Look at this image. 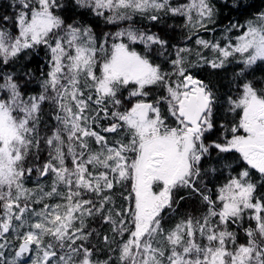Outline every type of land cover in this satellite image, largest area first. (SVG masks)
Returning a JSON list of instances; mask_svg holds the SVG:
<instances>
[{
  "label": "snow or ice",
  "instance_id": "snow-or-ice-1",
  "mask_svg": "<svg viewBox=\"0 0 264 264\" xmlns=\"http://www.w3.org/2000/svg\"><path fill=\"white\" fill-rule=\"evenodd\" d=\"M7 7L0 264H264V9L241 23L221 11L242 0ZM37 50L38 77L20 64Z\"/></svg>",
  "mask_w": 264,
  "mask_h": 264
},
{
  "label": "trees",
  "instance_id": "trees-1",
  "mask_svg": "<svg viewBox=\"0 0 264 264\" xmlns=\"http://www.w3.org/2000/svg\"><path fill=\"white\" fill-rule=\"evenodd\" d=\"M215 2H217V7L219 8L220 5H222L223 3H225V0H215ZM233 2V0H228V3L231 4ZM0 3H4L5 4V8L4 11L10 13L11 9L7 7V0H0ZM242 3L244 4L245 7L240 8L239 10H231L229 8H223L221 11V15L225 16V17H229L231 18L233 21L239 20L241 23H243V21L245 19H247L249 16H251L252 14H254L257 10L259 9H264V0H242ZM249 5H251L250 7H248ZM85 23H89V22H95L100 26H103V20H96V18L92 17L91 15H86L83 18ZM228 21L224 20L222 23H218V25L216 26V31L215 33H200V35H203L204 38H209L211 35H215L217 37H220L222 35V28H223V24H226ZM97 30L99 31V28H97ZM105 31H115L114 28H112L111 26H108L107 28H104ZM154 31L156 29H153ZM235 34H237V32H235ZM185 35L184 31L178 30L177 33L175 34L176 39L173 40V43H176L178 40H182L183 36ZM195 41L193 38L192 41V45L194 46ZM20 64H26L28 68H31L33 72L36 73L37 77L39 76V71L37 70L38 67L40 65L46 64V56H45V52L42 50H37V52L35 54L33 53H29L26 56L22 57L20 60ZM17 69L19 68V64L16 65ZM45 71H47V68H44ZM257 75H259V73H257ZM29 89L31 92H38L39 91V85L36 81H33V83L31 85H29ZM187 204L182 205L181 210H186L187 209Z\"/></svg>",
  "mask_w": 264,
  "mask_h": 264
},
{
  "label": "rangeland",
  "instance_id": "rangeland-1",
  "mask_svg": "<svg viewBox=\"0 0 264 264\" xmlns=\"http://www.w3.org/2000/svg\"><path fill=\"white\" fill-rule=\"evenodd\" d=\"M239 33H237V34H235V32H233L231 35L233 36V37H235L236 35H238Z\"/></svg>",
  "mask_w": 264,
  "mask_h": 264
}]
</instances>
